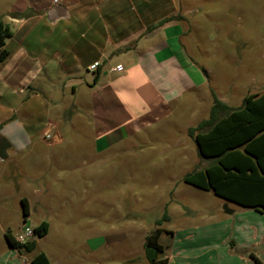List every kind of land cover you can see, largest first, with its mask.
Here are the masks:
<instances>
[{
  "label": "rangeland",
  "instance_id": "obj_1",
  "mask_svg": "<svg viewBox=\"0 0 264 264\" xmlns=\"http://www.w3.org/2000/svg\"><path fill=\"white\" fill-rule=\"evenodd\" d=\"M183 7L182 44L206 72L196 103L170 117L168 130L138 133L101 151L91 133H65L53 145L56 167L44 180L0 189L7 198L0 202V250L8 249L5 232L15 236L47 222V234L21 258L44 252L50 264H148L143 243L160 227L170 264H256L252 256L264 264V228L255 224L256 235L243 223L244 208L181 180L204 164L185 128L208 117L210 91L231 108L264 92V0H189ZM20 192L29 200L27 216L11 199ZM224 205L235 213L225 214Z\"/></svg>",
  "mask_w": 264,
  "mask_h": 264
},
{
  "label": "crops",
  "instance_id": "obj_2",
  "mask_svg": "<svg viewBox=\"0 0 264 264\" xmlns=\"http://www.w3.org/2000/svg\"><path fill=\"white\" fill-rule=\"evenodd\" d=\"M188 2L0 0V19L11 31L0 64V189L10 181L44 180L56 167L53 145L73 129L91 133L101 151L138 133L168 130L170 117L196 103L193 94L206 72L182 44ZM15 198L29 210L25 194ZM6 199L0 195V202ZM239 214L256 235L255 224L264 228L263 214ZM6 245L0 264H30L34 256L21 258Z\"/></svg>",
  "mask_w": 264,
  "mask_h": 264
},
{
  "label": "trees",
  "instance_id": "obj_3",
  "mask_svg": "<svg viewBox=\"0 0 264 264\" xmlns=\"http://www.w3.org/2000/svg\"><path fill=\"white\" fill-rule=\"evenodd\" d=\"M11 36L8 25L0 19V64L6 58L5 41ZM206 74V73H205ZM211 106L208 117L187 130L196 145L197 156L207 162L195 166L182 176V182L244 209L264 215V92L244 96L240 106L229 107L210 91ZM22 202L23 216L29 214L26 201ZM162 221H169L164 213ZM161 221H157L159 226ZM48 232V223L34 228L36 239L19 244L7 231L8 246L19 254L31 253L37 240ZM162 229L157 227L145 237L143 255L148 264H168L159 243ZM256 264L260 261L252 256ZM30 264H50L44 252L35 255Z\"/></svg>",
  "mask_w": 264,
  "mask_h": 264
},
{
  "label": "built area",
  "instance_id": "obj_4",
  "mask_svg": "<svg viewBox=\"0 0 264 264\" xmlns=\"http://www.w3.org/2000/svg\"><path fill=\"white\" fill-rule=\"evenodd\" d=\"M65 0H53V3H60L63 2ZM99 66L98 62L93 63L92 65H90L88 67V71L89 72H94L97 67ZM115 71L121 72L122 71V66L118 65L115 68ZM14 239L17 243L19 244H24L28 241H33L36 239L35 233H34V228H27L25 230H19V232L14 236Z\"/></svg>",
  "mask_w": 264,
  "mask_h": 264
},
{
  "label": "water",
  "instance_id": "obj_5",
  "mask_svg": "<svg viewBox=\"0 0 264 264\" xmlns=\"http://www.w3.org/2000/svg\"><path fill=\"white\" fill-rule=\"evenodd\" d=\"M223 210H224L225 214H232L233 213V211L231 209L227 208L226 205L223 206Z\"/></svg>",
  "mask_w": 264,
  "mask_h": 264
}]
</instances>
